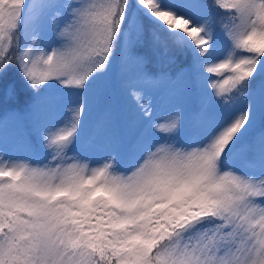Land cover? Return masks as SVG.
<instances>
[{
    "label": "snow or ice",
    "instance_id": "snow-or-ice-1",
    "mask_svg": "<svg viewBox=\"0 0 264 264\" xmlns=\"http://www.w3.org/2000/svg\"><path fill=\"white\" fill-rule=\"evenodd\" d=\"M0 129V264H264V0H0Z\"/></svg>",
    "mask_w": 264,
    "mask_h": 264
},
{
    "label": "rangeland",
    "instance_id": "rangeland-1",
    "mask_svg": "<svg viewBox=\"0 0 264 264\" xmlns=\"http://www.w3.org/2000/svg\"><path fill=\"white\" fill-rule=\"evenodd\" d=\"M190 92H181L179 90L172 93L161 92L155 100V110L153 112L154 118H161L166 116L173 110L183 112L188 102ZM119 95L113 97V102H118ZM33 125V123H32ZM183 135V129L181 130ZM33 135V134H32ZM26 132L22 122L9 124L7 132V154L10 157L16 158L23 155L22 144L26 141H31L32 136ZM112 145L108 137L101 133L95 140H87L85 148L93 155L99 156L104 151L108 150ZM0 150H4V132L0 129Z\"/></svg>",
    "mask_w": 264,
    "mask_h": 264
},
{
    "label": "trees",
    "instance_id": "trees-1",
    "mask_svg": "<svg viewBox=\"0 0 264 264\" xmlns=\"http://www.w3.org/2000/svg\"><path fill=\"white\" fill-rule=\"evenodd\" d=\"M178 63L176 65H168V64H163V65H154V69L157 71H168V72H174L176 68L178 67ZM118 95V93L114 94ZM199 107V99L192 93L189 94L188 102L186 104V107L183 111V116H184V122H185V127L183 128V131L186 132L193 126V117L198 110ZM22 125L25 128L26 132L29 133L30 135L34 136L35 131L34 127L32 125V122L29 120H22ZM33 139V137L31 138Z\"/></svg>",
    "mask_w": 264,
    "mask_h": 264
}]
</instances>
